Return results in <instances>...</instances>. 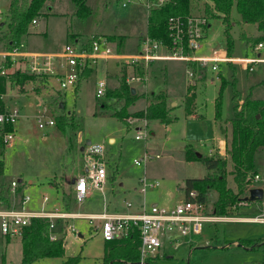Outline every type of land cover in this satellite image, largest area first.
<instances>
[{
    "label": "rangeland",
    "instance_id": "1",
    "mask_svg": "<svg viewBox=\"0 0 264 264\" xmlns=\"http://www.w3.org/2000/svg\"><path fill=\"white\" fill-rule=\"evenodd\" d=\"M86 1L92 13L86 18H80L76 15L77 6L73 0H50L45 15L37 19V24L30 27L29 35L23 40L29 50L48 53L62 51L67 45L78 46L75 40L87 44L92 39L115 38L111 43L119 54L136 55L139 36L147 33V1L132 0L127 7H124L127 0ZM10 2L0 0V24L7 21ZM207 6L213 9L210 0H192L191 14L207 17L210 22L207 40L198 55L227 56L226 27L223 20L212 18L207 13ZM231 17L233 21L241 18L236 8ZM244 33L250 38L259 36L253 25L244 28L237 24L232 27L230 34L234 47L229 57L231 64L221 62L220 71L216 73L209 68L206 78L204 76L205 79L197 83L196 89L185 63L179 64L180 69L170 67L173 64L170 63L167 80L164 76L151 80L154 68L149 67L146 83L130 85L139 92L137 101L129 108L130 114L141 111L145 99L161 91H165L169 102L178 103L174 109L170 107L176 120L169 125L157 121L147 125L138 118L129 120L127 126L112 116L115 107L123 103L115 106L114 100L98 98L97 84L108 79V89L120 87L124 66L115 60L100 61L94 65L93 74L80 83L78 93L72 89H61L57 79H51L45 91L17 98L15 102L20 111V119L15 125L14 145L1 154L4 173L0 176V183L21 181L20 189L32 198L29 205L31 210L42 208L40 202L44 196H48L51 204L56 202L76 213H104V202L110 205L109 213H116L112 212L116 206H123L125 200L134 201L135 188L141 200L146 198L148 206L157 202L159 206L174 207L183 202L186 180L204 178L208 172L201 161L187 162L186 147H191L205 158L219 155L229 158L227 147L223 148L224 153L221 154L219 146L229 145L232 139L230 120L234 117L232 99L235 93L240 94V101L248 96L264 100V86H256L264 80V48L256 49L258 44L255 48L248 47L243 39ZM121 40L123 44L120 45ZM125 40L128 43L124 51ZM246 60L254 61L252 72ZM116 66L119 74L107 77V72L115 70ZM125 67L126 73L133 72L131 67ZM202 69L197 72L205 73L206 69ZM13 85V90H16ZM188 93L194 95L193 101L195 99L201 118L188 115L185 104ZM217 101H221L220 122L216 119ZM13 104L16 103L10 106ZM45 107L48 112L44 121L50 118L56 125L41 129L37 117ZM60 122L62 125L78 127L74 129L66 126L62 130ZM139 128L149 136L136 140ZM93 148L99 149L102 154L92 153ZM212 151L214 153L211 155ZM146 154L153 158L141 167L136 166L135 161L142 160ZM158 155L159 159L156 158ZM90 162L106 166L108 179L105 192L92 191L86 202L79 205L70 183L85 175V168ZM263 163L264 149H260L255 156L256 168L261 169ZM228 169L231 172L230 160ZM144 179L152 184L158 182L159 187L148 188L145 195L141 194ZM227 181L229 187L237 192L230 173ZM25 187H28L27 191ZM248 197L246 191L240 195V199ZM217 200L216 192L208 194L207 211L212 212ZM261 213L262 206L258 204L243 208L233 217L255 218ZM71 227L77 232H72ZM263 239L264 224L261 223H207L200 235L183 237L177 246L165 244V248L159 252V258L157 256L147 264H260L264 261L263 246L252 250L250 245ZM21 240L0 237V264L20 263L23 256ZM66 240L64 257L42 259L35 264H65L69 258L78 255H81L78 264H102L107 243L102 235L100 221H94L93 224L86 219L71 221Z\"/></svg>",
    "mask_w": 264,
    "mask_h": 264
},
{
    "label": "built area",
    "instance_id": "2",
    "mask_svg": "<svg viewBox=\"0 0 264 264\" xmlns=\"http://www.w3.org/2000/svg\"><path fill=\"white\" fill-rule=\"evenodd\" d=\"M132 0H127L124 7L128 6ZM144 1V0H142ZM149 12L153 8L162 7L170 0H145ZM33 24H37L34 21ZM210 27L207 17L190 14L187 17L174 16L168 21L169 43L157 41L144 35L140 41L136 55L127 56L119 54L116 47L106 38L92 39L90 43L81 46L67 45L58 53L32 52L27 45L22 42L13 47H2L0 42V75L6 78V83L11 81V75L22 73L37 80L50 78L57 79L61 89L74 90L78 84L84 69L92 68L100 61L115 60L122 66H129L133 72L126 73V82L129 85L135 83H146L149 79V67L158 61H178L196 63L202 68H206L213 63V71L219 69V63L229 62L230 58H219L217 56L198 55L203 48L206 35ZM1 30V25H0ZM264 45L259 44L256 49H263ZM255 49V50H256ZM190 52L191 54H188ZM248 66L255 64L254 61L246 60ZM144 73L141 74L140 67ZM126 68V67H125ZM253 70V69H251ZM193 76V73H190ZM108 90L107 80L97 84V97H106ZM6 94L0 93V161L2 151L13 146L15 136V125L20 119V111L16 105H5ZM47 108L39 112L37 117L39 127L55 126L53 119L44 121L47 115ZM145 121V120H144ZM148 125V122L145 121ZM13 127V131L7 128ZM148 133L141 128L138 129L136 140L147 138ZM149 136V135H148ZM94 154H102L97 148L92 149ZM153 157L146 154L142 160L135 161V165L141 167ZM157 159L160 158L158 155ZM85 175L77 179L74 183V195L77 203L82 205L88 199L92 191L105 192V184L108 179L106 166L102 163L90 162L86 168ZM257 185V187H253ZM21 182L13 181L11 184L0 183V237L7 239H21L25 230L32 225L33 220L41 219L50 222V239H59L55 232L57 220H77L86 219L91 224L94 221L101 222L103 238L106 242H114L128 236L130 230L136 227L140 233V264H147L150 260L156 259L163 246V239L166 235L178 234L181 237L190 235H200L204 224L218 223L226 221H240L264 224V163L259 171H256L250 178L246 187L249 194L253 189H261L263 197L260 200L262 213L255 218H235L231 215L216 216L207 212V206L203 202L185 200L174 207H163L153 205L150 208L144 207L137 214L108 213L105 211L97 215H85L82 213H71L61 209L53 212L44 209L33 211L29 208L32 198L30 195L21 194ZM159 183H148L142 180L141 193L146 194L148 188H157ZM191 198L196 199L197 194L191 193ZM49 202V198L44 197V204ZM248 205V201L241 199L233 209ZM130 209L132 203H127ZM72 232H77L71 227ZM264 252V243H263Z\"/></svg>",
    "mask_w": 264,
    "mask_h": 264
},
{
    "label": "trees",
    "instance_id": "3",
    "mask_svg": "<svg viewBox=\"0 0 264 264\" xmlns=\"http://www.w3.org/2000/svg\"><path fill=\"white\" fill-rule=\"evenodd\" d=\"M50 0H11L7 21L1 27L3 40L7 47H13L23 42L29 35L30 27L34 21L45 15ZM77 6L76 15L80 18H86L91 15L92 9L87 6L86 0H73ZM155 1V0H151ZM213 9L207 6V13L212 18H220L226 27L225 36L227 39L228 54L232 53L233 38L230 31L232 28L231 14L234 8L237 9L243 23L256 25L259 36L256 38L243 37L245 41L253 48L258 44L264 43V0H210ZM192 13V0H170L162 7L153 8L148 14L147 35L154 40L169 43V32L167 28L171 17H187ZM109 39V38H108ZM115 39V38H114ZM112 38V40H114ZM112 41L111 39H109ZM123 41L120 42V45ZM188 54H191L188 52ZM120 77V87L117 89H108L106 97L115 101V106L123 103L120 107H115L113 117L128 126L131 119H141L148 122L157 121L162 125H169L176 120L172 115V109L169 106L168 98L164 93L151 96V102L146 109L130 114L129 108L135 104L138 94L133 95V87L126 82V68ZM141 74L144 69L140 67ZM1 73V71H0ZM92 73V69L86 68L82 72L75 93H78L80 83ZM36 80L34 77L15 73L11 75V81H16L23 87L26 82ZM6 78L0 75V93L5 92ZM82 85V84H81ZM79 88V89H78ZM78 89V90H77ZM193 94L188 93L186 106L188 114H191ZM232 101L234 102V117L230 120L232 125V139L227 146L226 154L223 157H208L199 153L191 147H186L185 158L188 162L201 161L204 163L207 174L201 179H187L185 183L186 200L199 201L207 203L208 194L216 192L218 200L215 205L214 215H229V210L235 206L241 199L240 195L246 191L250 178L256 172L255 156L258 150L264 148V101L253 100L248 96L244 101H240V94L235 93ZM1 104V103H0ZM221 101H217L216 119L222 121ZM62 130L66 126L76 129L78 126L67 124L62 125ZM13 131V127L7 128ZM229 160L232 163V171L228 169ZM4 173L2 160L0 161V176ZM233 176L237 192L228 185V174ZM196 193L197 198H191V193ZM23 246V256L19 264H35L36 262L47 258L64 257L66 251V239L62 237L57 241L50 239V222L47 220L35 219L32 225L25 230L21 240ZM264 241L253 242L250 246L252 250L260 247ZM140 233L136 227H133L128 236L114 242H106V255L102 264H140ZM253 245V246H252ZM81 255L69 258L65 264H78ZM260 264H264V261Z\"/></svg>",
    "mask_w": 264,
    "mask_h": 264
},
{
    "label": "crops",
    "instance_id": "4",
    "mask_svg": "<svg viewBox=\"0 0 264 264\" xmlns=\"http://www.w3.org/2000/svg\"><path fill=\"white\" fill-rule=\"evenodd\" d=\"M148 14H149V12H148ZM240 18V17H239ZM148 21V20H147ZM231 21H232V27H234V26H236L237 24H241L244 28L247 26H251V25H253V24H245V23H243V21H242V19L240 18L238 21H233V19H232V17H231ZM1 25V27L4 25V23H2V24H0ZM255 28H256V30H257V32H258V34H260L259 33V31H258V28H257V26L256 25H253ZM210 28V27H209ZM147 30V29H146ZM144 35H146V33L144 34H141L140 36H139V40H138V44H137V49H139V44H140V41H141V39H142V37L144 36ZM207 36H208V32H207V35H206V40H207ZM243 37H246V38H250L246 33H244V35H243ZM244 39V38H243ZM205 40V41H206ZM121 41H123V40H121ZM0 42H1V45H2V47H5V41L3 40V35H2V30H0ZM24 42V41H23ZM75 42L77 43V45L78 46H81V45H83L84 43L82 42H79V41H76L75 40ZM247 42V41H246ZM25 43V42H24ZM125 46H124V51L126 50V45H127V41L125 40ZM27 45V44H26ZM247 46L249 47V46H251V45H249L248 43H247ZM27 47H28V45H27ZM29 49V48H28ZM31 51V50H30ZM61 51V50H60ZM59 50L58 51H53V52H48V53H58V52H60ZM232 52H233V49L231 50ZM32 52H34V51H32ZM213 56H217V57H219V58H229V57H231V54H228L227 56H225V55H216V54H214ZM170 63H173V64H170ZM183 64V63H185L186 64V68H187V70H188V72H190V73H193V76H191L192 78H193V85H194V89H196V86H197V83L199 82V81H202L203 79H205L206 78V74H207V70L210 68V69H212V66H213V63H211V64H209V66L208 67H206V68H204V69H202V68H200L201 66L200 65H198V64H196V63H188V62H178V61H158V62H154V63H152L151 65H150V68L151 69H153L154 68V71H153V74L152 75H154L153 77H151V80L152 79H154V78H158V77H162V76H164L163 78H165L166 80L168 79V74H169V64H170V67L171 66H174L175 68H179V64ZM220 64L221 63H219V69L217 70V71H213V69H212V71L213 72H218V71H220ZM231 64V63H230ZM183 66V65H182ZM199 66V67H198ZM93 67L94 66H92V68H90V69H92V73L91 74H93V72H94V69H93ZM249 67V70L252 72L253 70H251V69H253V65H250V66H248ZM95 68V67H94ZM117 66H116V69L115 70H111V71H109V72H107V77H108V75L109 76H111V75H117V74H119V72L117 71ZM180 69V68H179ZM198 69H199V71H200V69H202V70H205L206 69V72L204 73V72H197L198 71ZM126 72H127V70H126ZM204 73V74H203ZM122 75V74H121ZM204 76H205V78H204ZM115 77V76H114ZM51 79H55V78H50V79H45V80H30V81H28V82H26V84L23 86V87H21V85L20 84H18L16 81H14V82H12V83H10V82H8V83H6V87H5V94H6V98H5V102H4V104L5 105H9L10 106V104H12V103H16L17 104V102H15V100L17 99V98H20V97H25V96H27V95H29L30 93H36V94H38V92L40 93V92H43V91H45L47 88H48V86H49V82H50V80ZM108 80V79H107ZM15 85L16 86V90H13V88H12V85ZM13 85V86H14ZM14 86V87H15ZM190 86V85H189ZM189 86H188V88H189ZM256 86H264V80L262 81V82H260L258 85H256ZM76 89V88H75ZM75 89H74V92H75ZM135 89V88H134ZM188 91V90H187ZM165 91H161L160 93H164ZM136 93L138 94L139 92H138V89H136ZM144 93V92H143ZM159 93V94H160ZM155 94V93H154ZM154 94H151V95H154ZM194 94H195V96H196V93H195V90H194ZM168 98V97H167ZM184 99V98H183ZM253 100H256V99H253ZM186 101V100H185ZM262 101H264V100H262ZM151 102V98L150 99H148V98H146L145 99V103H144V107H143V109L142 110H144V109H146V107L149 105V103ZM168 103H169V106L171 107V108H173L174 109V107H177L178 106V103H173L172 101L171 102H169L168 101ZM184 103V102H183ZM16 104H13V105H16ZM185 104H186V102H185ZM12 105V106H13ZM30 107H33V105L32 104H30ZM135 107V106H134ZM172 109V110H173ZM191 110H192V112H191V114H188L190 117H199L200 115H198V111H197V106H196V103H195V99H194V101H193V103H192V108H191ZM172 113H173V111H172ZM200 118H201V116H200ZM217 124H219V123H217ZM14 130H15V128H14ZM153 134V133H152ZM14 145V144H13ZM224 146V147H223ZM228 146V144H221L220 146H219V150H220V153L221 154H223L224 152V149L223 148H225V147H227ZM264 149V148H263ZM214 151H215V147H214ZM259 151V150H258ZM257 151V152H258ZM214 152L212 151L211 152V155L213 154ZM201 155V154H200ZM188 162V161H187ZM262 168V167H261ZM86 168H85V172H86ZM255 170L256 171H259L257 168H256V164H255ZM232 171V170H231ZM76 180V179H75ZM75 180H73V181H75ZM72 181V182H73ZM70 183L71 184V186H72V189H73V191H74V184L73 183ZM32 184V183H31ZM26 191L28 190V187H25L24 188ZM21 190V194H25L24 193V191H22V189H20ZM141 192V191H140ZM141 194H143V193H141ZM133 195H134V201H128V200H125L124 201V205L123 206H120V207H118V206H116L114 209V211H112V212H116V213H119V214H137V213H140L142 210H143V208L144 207H146V208H149V207H151V206H153V205H157V202H155V203H153L151 206H148L147 205V202H146V198H143V200H141L140 199V197H138L139 196V193L137 192V190H136V188H135V193H133ZM145 195V194H144ZM44 197H46V196H44ZM44 197H43V200L41 201L42 202V204H41V202H40V205H41V207L42 208H40V209H38V210H33V211H40V210H42V209H44V210H46V211H49V212H53L55 209H61V210H63V211H67V212H71V213H75V212H73L71 209H67V208H65L64 206H62V205H59V204H57L56 202L55 203H53V204H51L50 202V199H49V202L48 203H46V204H44ZM48 197V196H47ZM49 198V197H48ZM105 198V197H104ZM59 200V199H58ZM184 200H186V195L184 196V199H183V201ZM243 200H246V199H243ZM247 201V200H246ZM60 202V201H59ZM133 203V207L132 208H128L127 207V203ZM107 202H104V207H105V211H107L108 213L110 212L109 210H110V205H109V203L108 204H106ZM259 204V206L261 205V201H255V202H250V201H248V205H246V206H243V207H238L237 209H233V207L232 208H230V210H229V215H231L232 217H233V215L235 214V213H239L243 208L244 209H248V208H250L251 206H254V205H258ZM215 205V204H214ZM206 206H207V208H208V210H209V204H208V202L206 203ZM262 206V205H261ZM214 210H215V206L213 207V210H212V212L210 213L209 211H207L208 213H210V214H214ZM85 215H97V214H99V213H84ZM102 214V213H101ZM225 216H227V215H225ZM71 221H75V220H57L56 221V228H55V232H56V234L58 235V237H59V239L60 238H62V237H65V239H66V237H67V235H68V228H69V223L71 222ZM234 222H238V221H235L234 220ZM91 229H92V226H91ZM81 238H83L81 235H79ZM183 237H181V236H179L178 234H168V235H166L165 237H164V239H163V246H162V249H160V251L161 250H163L164 248H165V244H170V246H177L178 244H180V240L182 239ZM10 240V239H9ZM66 246H67V240H66ZM105 252H106V248H105ZM163 252V251H162ZM158 258H159V255H158ZM157 258V259H158ZM102 263H103V261H102Z\"/></svg>",
    "mask_w": 264,
    "mask_h": 264
},
{
    "label": "water",
    "instance_id": "5",
    "mask_svg": "<svg viewBox=\"0 0 264 264\" xmlns=\"http://www.w3.org/2000/svg\"><path fill=\"white\" fill-rule=\"evenodd\" d=\"M133 92V95L136 94V89L133 88L132 90ZM91 144V142H89V145ZM199 157H201V155L199 154L198 155ZM76 181V180H75ZM75 181H73L72 183L74 184ZM21 182V181H20ZM263 197V191L261 189H253L250 193V196L248 198H246L247 201H250V202H255V201H260ZM263 245V244H262ZM260 245V247L262 246ZM241 246V245H239Z\"/></svg>",
    "mask_w": 264,
    "mask_h": 264
}]
</instances>
